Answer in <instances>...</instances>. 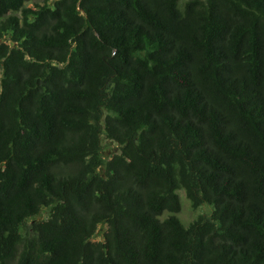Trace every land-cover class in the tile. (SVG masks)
I'll return each instance as SVG.
<instances>
[{"label":"trees","instance_id":"trees-1","mask_svg":"<svg viewBox=\"0 0 264 264\" xmlns=\"http://www.w3.org/2000/svg\"><path fill=\"white\" fill-rule=\"evenodd\" d=\"M50 1L0 0V264H264V0Z\"/></svg>","mask_w":264,"mask_h":264},{"label":"rangeland","instance_id":"rangeland-1","mask_svg":"<svg viewBox=\"0 0 264 264\" xmlns=\"http://www.w3.org/2000/svg\"><path fill=\"white\" fill-rule=\"evenodd\" d=\"M55 0H51L50 3L52 4ZM181 4H183L187 0H179ZM42 0H33V2L29 3V7H34L36 3H40ZM104 149L103 154L106 157L112 156L114 153H117L119 151L118 146L115 145L112 142H103ZM181 200L182 210L177 215L180 221L185 225L188 226L191 222H193L196 218L199 216H205L208 217L212 213V207L210 206H202L201 208L195 210L192 209L189 201L187 200L184 191L178 192ZM47 218V214L44 212L43 215L39 218V220H45ZM106 232V226L102 225L99 227V230L97 232V235L94 238V241L103 240L104 233Z\"/></svg>","mask_w":264,"mask_h":264}]
</instances>
